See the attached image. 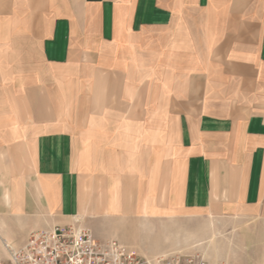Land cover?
<instances>
[{"label": "crops", "instance_id": "0c3cea01", "mask_svg": "<svg viewBox=\"0 0 264 264\" xmlns=\"http://www.w3.org/2000/svg\"><path fill=\"white\" fill-rule=\"evenodd\" d=\"M228 219L264 264V0H0V264L54 226L153 257Z\"/></svg>", "mask_w": 264, "mask_h": 264}, {"label": "built area", "instance_id": "2783aa9c", "mask_svg": "<svg viewBox=\"0 0 264 264\" xmlns=\"http://www.w3.org/2000/svg\"><path fill=\"white\" fill-rule=\"evenodd\" d=\"M6 248L10 264H211L198 252L144 256L117 240L101 241L77 224L33 231L22 247Z\"/></svg>", "mask_w": 264, "mask_h": 264}, {"label": "rangeland", "instance_id": "374dc122", "mask_svg": "<svg viewBox=\"0 0 264 264\" xmlns=\"http://www.w3.org/2000/svg\"><path fill=\"white\" fill-rule=\"evenodd\" d=\"M160 233L156 239L168 241L165 247L198 252L211 264H263V224L259 222L228 219L216 226L173 223Z\"/></svg>", "mask_w": 264, "mask_h": 264}]
</instances>
